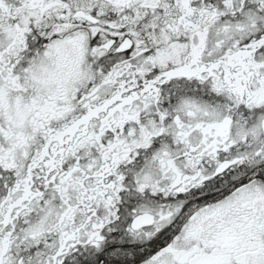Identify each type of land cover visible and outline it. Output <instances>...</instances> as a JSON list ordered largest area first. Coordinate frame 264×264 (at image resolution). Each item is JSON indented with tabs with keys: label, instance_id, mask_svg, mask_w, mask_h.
I'll use <instances>...</instances> for the list:
<instances>
[{
	"label": "snow or ice",
	"instance_id": "6c2138e0",
	"mask_svg": "<svg viewBox=\"0 0 264 264\" xmlns=\"http://www.w3.org/2000/svg\"><path fill=\"white\" fill-rule=\"evenodd\" d=\"M0 264H264V0H0Z\"/></svg>",
	"mask_w": 264,
	"mask_h": 264
}]
</instances>
